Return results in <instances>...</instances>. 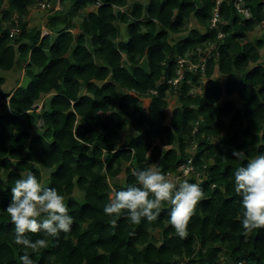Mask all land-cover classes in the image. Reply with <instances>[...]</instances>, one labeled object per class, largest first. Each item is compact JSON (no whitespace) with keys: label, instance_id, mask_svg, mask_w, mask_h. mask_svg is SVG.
<instances>
[{"label":"trees","instance_id":"obj_1","mask_svg":"<svg viewBox=\"0 0 264 264\" xmlns=\"http://www.w3.org/2000/svg\"><path fill=\"white\" fill-rule=\"evenodd\" d=\"M43 1L0 0V17L17 15L21 28L13 39L10 28L0 32V176L7 187L0 192V264H19L23 255L4 211L11 187L29 171L43 183V169L55 170L46 187L65 196L73 224L31 254L35 264H264V228L245 235L232 175L247 164L233 151L248 159L264 153V36L249 40L264 23V0H244L250 18L237 0H223L214 28L217 0H60V10H47L45 37L26 22ZM90 7L96 10L87 13ZM192 18L202 30L182 36ZM211 46L204 75L186 70L169 84L178 79L179 58ZM16 63L26 64L29 85L4 93L1 72ZM216 69L228 79L225 88L213 78ZM170 97L178 105L168 120ZM142 99H151L148 109ZM128 130L133 138L122 145ZM193 143L201 176L188 181H201L205 195L186 237L169 224L167 204L157 221L138 225L126 210L104 213L115 191L136 183L133 168L174 174L193 157Z\"/></svg>","mask_w":264,"mask_h":264},{"label":"clouds","instance_id":"obj_2","mask_svg":"<svg viewBox=\"0 0 264 264\" xmlns=\"http://www.w3.org/2000/svg\"><path fill=\"white\" fill-rule=\"evenodd\" d=\"M233 156L239 161L247 159L246 166L237 167L232 173L234 191L240 197V221L247 235L264 228V153L248 159L243 151H233ZM132 175L136 183L115 191L105 204L104 213L119 217L126 210L128 221L138 225L144 219L150 223L157 221L163 205L167 204L169 224L179 237H186L190 219L205 195L201 183L170 179L156 165L133 168ZM6 190L4 183H0V192ZM4 211L14 225V243L23 248L19 264H35L31 254L46 249L50 237L69 233L73 224L65 196L55 187L44 186L30 171L21 174L11 187V200ZM28 233L40 234L41 238L32 240Z\"/></svg>","mask_w":264,"mask_h":264},{"label":"rangeland","instance_id":"obj_3","mask_svg":"<svg viewBox=\"0 0 264 264\" xmlns=\"http://www.w3.org/2000/svg\"><path fill=\"white\" fill-rule=\"evenodd\" d=\"M142 2L144 4L147 3V0H142ZM54 4L56 5V9L60 10L61 9V5H60V0H54ZM100 5V4H99ZM55 9V10H56ZM96 7H90L87 9V13L91 12V11H95ZM122 11H127V8L122 9ZM50 14L49 11H45L42 10L41 8L34 7L30 10V14L29 16L26 18V22L29 26V28H33V27H40L42 28V36H48L50 34L49 30L47 28H45V24H46V20L48 15ZM122 30H125V25H121ZM194 29H198V30H202L201 27L197 24L196 20L194 18L190 19L188 25H187V31H185L184 34H182V36H186L189 31L194 30ZM182 36H178L177 38H181ZM264 36V23L257 26V28L255 29V31L253 33H251L249 35V40L251 41H256L259 38H262ZM125 41H128V35L126 33L125 36ZM208 49H211V47H209ZM262 64H264V50L262 52V60L260 61ZM25 69H26V64L24 63H16V66L13 70L11 71H3L1 72V77H3L6 80L5 85L3 86L2 90L4 93H10L11 91H13L14 89H16V87H27L29 85V80L28 78L25 77ZM215 80L218 81V83L225 88L226 84L228 82V79L221 75L219 73V71L216 69V72L214 74L213 77ZM227 98H224V101H226ZM234 101L237 103V105H240L239 99L237 96L234 97ZM150 102L151 99H142V104L143 107L145 109H148L150 106ZM178 105V99L176 97H170L169 98V109L167 110V117L168 120L170 119V114H171V110H173L176 106ZM38 110L41 109V105L37 106ZM133 133L131 130H128L126 133L123 134V141H122V145L126 144L128 142V140H130V138H133ZM169 149V148H167ZM55 170H48V169H43L42 170V174H43V185L47 186L49 184V180L51 175L54 173ZM1 178V182L4 183L5 185V179L6 176H0ZM124 180V176H121V181ZM201 182V181H199ZM1 200V198H0ZM160 232H155L154 235L158 238L161 239L160 237Z\"/></svg>","mask_w":264,"mask_h":264},{"label":"built area","instance_id":"obj_4","mask_svg":"<svg viewBox=\"0 0 264 264\" xmlns=\"http://www.w3.org/2000/svg\"><path fill=\"white\" fill-rule=\"evenodd\" d=\"M223 0H217V7L215 9L214 13V18L212 20V27H216L217 24L220 21V15H219V6L221 5ZM243 2L244 0H237L236 1V7L238 12L242 13L245 17L250 18V12L246 8H243ZM39 7L42 10H55L56 5L52 0H45L43 2L39 3ZM57 11V9L55 10ZM19 18L17 15H15L10 22H5L3 19L0 17V32L3 30L10 28V38L13 39L17 37L19 34H21V28L19 25ZM223 35H220V38H222ZM209 48V47H208ZM206 49L204 51L199 50L198 52H188L186 53L184 58H179L178 59V79L169 82V84H179L181 80H183L184 73L186 70H189L191 72L197 73L199 69H201L202 74L204 75L206 72V67L208 64V61L210 58L213 56V53L216 50L215 46H211V49ZM195 56L198 58V63H195L194 61L191 60V57ZM198 129L196 128L194 130V133H197ZM197 149V144L193 143L192 147H190L189 151H191L193 157H190L187 161V163L183 166H181L178 171L174 174H167L170 179L176 180V178H179L180 180H189L192 177H200L201 173L196 172V167L194 164V153ZM189 161L191 162L189 164ZM191 169V171H188ZM185 172H187V175H185ZM201 180V179H200ZM178 264H186L185 262H181Z\"/></svg>","mask_w":264,"mask_h":264},{"label":"crops","instance_id":"obj_5","mask_svg":"<svg viewBox=\"0 0 264 264\" xmlns=\"http://www.w3.org/2000/svg\"><path fill=\"white\" fill-rule=\"evenodd\" d=\"M19 87V86H18ZM18 87H16V89L18 88ZM151 103V102H150ZM169 109V108H168ZM172 111V110H171Z\"/></svg>","mask_w":264,"mask_h":264}]
</instances>
